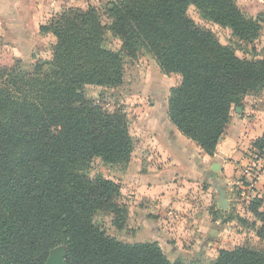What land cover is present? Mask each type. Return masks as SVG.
Returning a JSON list of instances; mask_svg holds the SVG:
<instances>
[{"label":"trees","instance_id":"1","mask_svg":"<svg viewBox=\"0 0 264 264\" xmlns=\"http://www.w3.org/2000/svg\"><path fill=\"white\" fill-rule=\"evenodd\" d=\"M189 6L227 29L233 43L195 22ZM103 13L107 21L94 6L63 7L39 25L53 37L48 58H35L31 69L18 57L0 65V264H45L57 247L67 264H199L170 260L156 241L124 242L106 232L104 219L117 230L127 226L129 200L119 181L90 176V165L99 158L127 166L134 142L125 111L106 109L85 86L117 87L124 57L149 53L164 75L180 77L167 97L169 122L212 156L232 110L264 90V56L256 54L264 17L236 0H107ZM107 33L119 50L104 45ZM252 146L264 156V132ZM261 206L254 196L245 210L263 238ZM204 264H264V251L218 248Z\"/></svg>","mask_w":264,"mask_h":264},{"label":"crops","instance_id":"2","mask_svg":"<svg viewBox=\"0 0 264 264\" xmlns=\"http://www.w3.org/2000/svg\"><path fill=\"white\" fill-rule=\"evenodd\" d=\"M236 3L249 15L261 14L264 17V0H236ZM55 4V0H0V22L10 25V28L16 24H34L32 33L40 36L39 25L51 16L48 12ZM25 30L24 33L27 32ZM261 34H264V23ZM262 94L245 95L242 105L232 110L212 156L184 137L169 122L166 100L165 117L168 125H165L166 130L158 139L157 163L142 166V163L133 164L130 160L118 177L121 190L122 184L132 190L136 216L144 218V223L153 226L154 238L151 241H156L162 249L160 239L167 231L175 230V224H182L184 234H191L194 242H199V238L205 234L216 240L224 231H232L230 226L235 220L222 221L211 212L214 182L232 184L240 176L242 166L248 160V146L264 132V92ZM215 164L218 170L212 169ZM226 195L230 201L227 191ZM254 196L262 200L261 210H264V168L255 183ZM243 211L250 214L245 209ZM240 216L243 217V214ZM169 242L166 240V243ZM194 242L192 248L195 247ZM215 244L207 242V246L214 251L217 250ZM174 254L173 259L187 258V253L179 248L175 249Z\"/></svg>","mask_w":264,"mask_h":264},{"label":"rangeland","instance_id":"3","mask_svg":"<svg viewBox=\"0 0 264 264\" xmlns=\"http://www.w3.org/2000/svg\"><path fill=\"white\" fill-rule=\"evenodd\" d=\"M4 2L6 0H3ZM55 7L49 10L48 14H54L66 6H78L87 8L96 7L102 14V19L107 21L103 7L107 0H55ZM188 14L195 22L211 29L218 37L221 43L232 44L229 31L224 28L203 20L193 6H189ZM34 24L30 25H6L0 22V65L12 62L14 57L21 59V65L24 69H31L35 58H48L50 56V46L53 43V37L49 34L36 35L32 33ZM26 29L24 33L23 29ZM104 45L112 50L120 49V41L107 33ZM256 54L264 56V34H261L256 42ZM247 47H237L236 52L240 56H250L247 53ZM124 78L123 82L117 87L105 88L95 85H86L85 93L88 97L99 101L106 109H122L129 118V129L134 142V148L131 155V161L134 163L155 164L157 163L156 147L158 139L163 136L165 125H168L165 117V102L168 97L169 87L177 84L179 77L176 74L170 76L164 75L158 68L153 57L141 51L134 59L124 57ZM259 96L263 95L262 93ZM264 107V97L262 100ZM131 165V167L133 166ZM125 167L119 165H108L99 158L93 159L89 174L103 175L113 180H120L118 177L123 173ZM213 172V170H211ZM208 172V174H211ZM217 171H215L216 173ZM211 183V179L209 180ZM216 184V180H215ZM225 191L230 196L229 207L225 211V217L231 215H242L246 222L238 223L236 220L231 224L232 231H224L216 240L207 234L199 238V242H194L192 235H185L182 224H175V230L167 231L163 239H160L163 251L170 260H174L175 249L179 248L187 253L188 262L204 264L215 258L217 250L214 251L207 246V242H216L215 247L230 249L236 245H247L251 248L264 251V237H258L255 232V226L260 222L252 215L244 213L247 202L239 200L236 193V185L222 184ZM123 194L129 200V217L127 226L122 230L115 229L108 219L103 220L106 232L124 242L151 241L153 236L152 225L144 223V218H139L135 214L136 204L133 202L132 190L122 184ZM218 192L214 188L211 198L212 210L217 207ZM253 198V197H252ZM251 198V199H252ZM264 208V207H263ZM185 209V206H183ZM232 209V211H227ZM187 218V216L185 217ZM177 223V222H176ZM254 223V224H252ZM230 232V233H229ZM169 240V243H166ZM195 244L192 248L191 245ZM176 247V248H175ZM215 255V256H214Z\"/></svg>","mask_w":264,"mask_h":264},{"label":"built area","instance_id":"4","mask_svg":"<svg viewBox=\"0 0 264 264\" xmlns=\"http://www.w3.org/2000/svg\"><path fill=\"white\" fill-rule=\"evenodd\" d=\"M246 156L248 160L232 184L236 185V197L248 203L254 197L255 183L260 179L264 156L252 144L248 146Z\"/></svg>","mask_w":264,"mask_h":264},{"label":"water","instance_id":"5","mask_svg":"<svg viewBox=\"0 0 264 264\" xmlns=\"http://www.w3.org/2000/svg\"><path fill=\"white\" fill-rule=\"evenodd\" d=\"M212 169L218 170L217 165L215 164ZM214 187L218 192L217 207L222 213L223 210H227L229 207L228 197L220 181H216V184L214 182ZM64 256V249L62 247H57L50 252L45 264H67Z\"/></svg>","mask_w":264,"mask_h":264}]
</instances>
